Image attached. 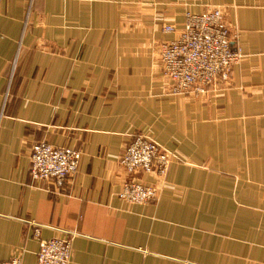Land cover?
<instances>
[{
  "label": "crops",
  "instance_id": "obj_1",
  "mask_svg": "<svg viewBox=\"0 0 264 264\" xmlns=\"http://www.w3.org/2000/svg\"><path fill=\"white\" fill-rule=\"evenodd\" d=\"M212 7L243 52L233 83L171 94L163 26ZM136 134L175 153L164 178L120 165ZM38 141L81 151L62 188L32 178ZM129 179L157 200L124 201ZM35 223L75 234L70 264H264V0H1L0 261L38 264Z\"/></svg>",
  "mask_w": 264,
  "mask_h": 264
},
{
  "label": "built area",
  "instance_id": "obj_2",
  "mask_svg": "<svg viewBox=\"0 0 264 264\" xmlns=\"http://www.w3.org/2000/svg\"><path fill=\"white\" fill-rule=\"evenodd\" d=\"M1 1V0H0ZM32 3L30 4L31 7ZM183 28L165 24L164 32L177 33L176 38L160 44L159 62L167 89L171 94L207 95L219 84H225L232 67L243 55L232 45L231 26H227L224 11L212 7L203 13L185 12ZM81 151L74 147L59 146L47 141L35 142L31 147V176L38 181H53L58 188L79 168ZM176 155L146 134H136L126 145L120 158L128 174L144 172L164 178ZM119 196L131 204L157 200L159 190L135 179L123 183ZM42 224L35 223L34 235L39 242L38 264H70L75 234L41 237ZM20 254L0 264H22Z\"/></svg>",
  "mask_w": 264,
  "mask_h": 264
},
{
  "label": "rangeland",
  "instance_id": "obj_3",
  "mask_svg": "<svg viewBox=\"0 0 264 264\" xmlns=\"http://www.w3.org/2000/svg\"><path fill=\"white\" fill-rule=\"evenodd\" d=\"M225 20H226V23H227V26H231V28H232V33L233 34H236V36H237V32L235 31L236 29H235V27L232 25V24H230V22L228 21V19H227V17L225 16ZM178 33V32H177ZM236 36H234L233 38H235ZM233 38H232V40H233ZM241 53H242V55H243V52L241 51ZM158 54H160V51H158ZM159 57H160V55H159ZM243 58V57H242ZM242 60V59H241ZM240 60V61H241ZM239 61V62H240ZM238 64V63H237ZM236 65V64H235ZM235 65L232 67V70H231V76H230V78H229V80L225 83V84H223V83H221V84H219L216 88H214V89H212L211 90V92H212V94H216L217 92H219L220 90H224V89H226V88H229L230 86H231V84L233 83L232 81H233V71H234V67H235ZM163 77V76H162ZM209 94V93H208ZM210 95V94H209ZM190 96V95H189ZM191 96H193V97H197V96H204V95H198V94H194V93H192V95ZM206 96V95H205ZM120 165H121V163H120ZM122 166V165H121ZM123 167V166H122ZM124 168V167H123ZM125 169V168H124ZM126 171V170H125ZM127 172V171H126ZM128 173V172H127Z\"/></svg>",
  "mask_w": 264,
  "mask_h": 264
}]
</instances>
